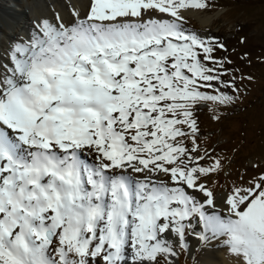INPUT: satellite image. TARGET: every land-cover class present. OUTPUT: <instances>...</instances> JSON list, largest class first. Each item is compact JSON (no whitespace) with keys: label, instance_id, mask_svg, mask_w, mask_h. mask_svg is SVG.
Returning <instances> with one entry per match:
<instances>
[{"label":"snow or ice","instance_id":"1","mask_svg":"<svg viewBox=\"0 0 264 264\" xmlns=\"http://www.w3.org/2000/svg\"><path fill=\"white\" fill-rule=\"evenodd\" d=\"M209 6L77 0L0 49V264H176L188 236L264 264V170L217 193L201 140L240 93L187 26Z\"/></svg>","mask_w":264,"mask_h":264},{"label":"rangeland","instance_id":"2","mask_svg":"<svg viewBox=\"0 0 264 264\" xmlns=\"http://www.w3.org/2000/svg\"><path fill=\"white\" fill-rule=\"evenodd\" d=\"M0 2L7 4L4 0ZM206 2L210 6L199 11L210 18L207 26L201 27L191 15L187 26L201 34L217 37L226 45L227 52L218 50L217 55L228 56L231 60L226 66L235 70L240 88L239 99L223 110L219 120H213V114L207 108L197 113L202 143L214 148L215 154L224 158V171L217 178L215 189L221 193L241 174L247 179L264 170V0ZM61 3L68 6L70 15V0H61ZM8 5L9 8L0 6V45L1 40L6 44L11 39L3 32L14 38L12 30L17 28L20 36L24 34L25 30L17 25L18 17H27L29 30L32 28L37 21L33 9L39 5L42 6L39 13L49 19L59 12V5L53 0H12ZM222 239L211 241L207 247H199L195 238L188 251H181L176 264H204L205 255L210 251H220L223 256L230 254L222 245Z\"/></svg>","mask_w":264,"mask_h":264},{"label":"bare ground","instance_id":"3","mask_svg":"<svg viewBox=\"0 0 264 264\" xmlns=\"http://www.w3.org/2000/svg\"><path fill=\"white\" fill-rule=\"evenodd\" d=\"M1 1H3V0H1ZM4 1L7 4H2L0 2V6H2V8H9L8 2L12 1V0H4ZM53 1H55L59 5V7H58L59 12L58 11L57 12L64 19H68L70 17L69 11L67 8L68 6L63 5V3H61V0H53ZM80 2L86 3V0H80ZM42 3H43V1L41 2V4ZM70 3H71L70 5H74L77 3V0H70ZM41 7L42 6L39 5L38 8L36 7L37 9H33L34 15H35L37 20L48 17V16L44 17L39 13V10L40 9L42 10ZM45 15H46V12H45ZM189 15L193 16L198 21V23L200 24L201 27L207 26V24L209 23V20H210V18L206 14H203V12H201L199 10L193 11ZM49 16H50V14H49ZM54 16H55V14H54ZM17 19H18L17 25L21 26L20 29L22 28L25 30L24 34H21L22 36H24L29 31V27L27 24V17L20 16ZM50 19H51V16H50ZM12 32H13L14 37H16L18 35L20 36V34L17 33L18 32L17 28H15V30H12ZM3 35L7 38H12L10 33L3 32ZM1 43H2V45H0V47L2 49L3 45H5V44L2 40H1ZM194 239H195L194 236H191L190 239L188 240V243L194 245ZM205 256L206 257L204 258V261H203L204 264H236L235 256L232 254H227V255L223 256V255H220V251H214V252L210 251V252L206 253Z\"/></svg>","mask_w":264,"mask_h":264},{"label":"trees","instance_id":"4","mask_svg":"<svg viewBox=\"0 0 264 264\" xmlns=\"http://www.w3.org/2000/svg\"><path fill=\"white\" fill-rule=\"evenodd\" d=\"M181 255V254H180Z\"/></svg>","mask_w":264,"mask_h":264}]
</instances>
